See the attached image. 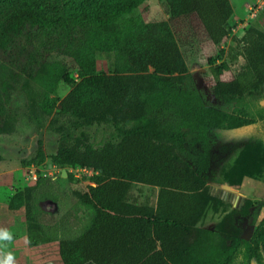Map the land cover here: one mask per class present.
I'll use <instances>...</instances> for the list:
<instances>
[{
    "label": "trees",
    "instance_id": "1",
    "mask_svg": "<svg viewBox=\"0 0 264 264\" xmlns=\"http://www.w3.org/2000/svg\"><path fill=\"white\" fill-rule=\"evenodd\" d=\"M141 2L0 0V47L26 27L66 36L86 31L89 37L91 33L101 37L106 26ZM167 4L172 17L186 19L193 32L204 33L212 43L220 45L230 37L236 42L232 58L242 56L245 65L232 79L221 78L229 68L226 61L218 64L217 57L209 58L216 79L214 92L229 105H211L198 89L186 85L188 64L168 25H145L136 37L125 34L117 45L122 64L109 72L97 68L94 55H84L78 80L59 64L34 75L41 88L35 99L44 100L48 110L37 103L31 110L41 125L51 117L49 127L60 134L52 160L91 169L92 180L110 188L106 203L87 197L83 189L77 191L74 207L61 209L60 217L47 223V230L59 240H90L105 211L137 213L129 194L134 183H142L156 186L158 198L153 217L126 244L125 254L135 264H252L254 260L264 264V216L250 238L228 231L230 206L211 193L208 164L210 128L237 129L264 122V30L250 24L241 37L233 35L231 0H167ZM62 81L73 87L62 98L50 96ZM96 123L117 126L111 139L98 146L83 130ZM198 143L204 151H191L190 146ZM46 158L40 149L34 163L42 164ZM263 165L264 143L254 138L225 181L236 186L245 176L260 178ZM56 182V175L40 176L24 192L28 220L46 214L41 204L45 199L59 201L62 207ZM210 211L228 213L210 228L205 223Z\"/></svg>",
    "mask_w": 264,
    "mask_h": 264
},
{
    "label": "rangeland",
    "instance_id": "2",
    "mask_svg": "<svg viewBox=\"0 0 264 264\" xmlns=\"http://www.w3.org/2000/svg\"><path fill=\"white\" fill-rule=\"evenodd\" d=\"M231 2L235 10L233 35L241 37L245 27L250 24L264 30V0ZM148 24L168 25L171 28L188 64L186 85L189 83L198 89L207 103L226 108L229 105L226 99L214 92L216 79L209 58L217 57L218 64L226 61L229 68L221 78L232 79L245 65L242 56L232 58L234 50L231 47L236 42L230 37L216 45L204 33L193 32L186 19L171 16L167 0H142L131 13L106 26L101 37L94 33L89 37L86 31L77 36H66L61 31L47 33L26 27L6 47H0V228H7L13 233L14 238L7 244L6 250L14 254L16 264H124L116 241L126 231L146 224L153 217L158 188L134 183L129 195L132 202L137 204L135 217L115 218L114 225L109 223L113 217L105 211L92 239H57L46 225L60 217L61 209L74 207L77 191L83 189L87 197L106 203L110 188L107 183L96 184L92 180L94 171L91 169L56 164L52 156L57 152L60 134L49 127L51 117L41 125L42 120L31 110L32 107L36 109L34 103L43 111L48 110L44 100L35 99L41 88L34 75L47 73L50 65L59 64L78 80L79 61L84 55H94L97 68L109 72L122 64L120 47L117 45L123 41L124 35L136 37ZM72 87L62 81L57 93L50 96L62 98ZM116 129L117 126L100 123L83 128L96 146L110 140ZM208 133L210 191L230 206L226 229L250 238L264 216V165L260 178L245 176L236 186L225 180L230 177L239 154L252 139L258 138L264 143V122L237 129L210 128ZM40 149L44 150L47 158L42 164H35L34 159ZM190 150L195 153L204 151L199 143L190 146ZM64 169L67 171L66 178L62 177ZM52 175L57 176L56 189L62 207L59 208V201L45 199L41 204L46 214L40 220H28L24 192L34 186L40 176ZM138 195L141 198L138 199ZM49 201L55 207L51 203L47 210ZM242 211L246 214H242ZM228 212L210 211L205 218L206 225L213 228ZM255 213L258 214L256 217ZM104 220L106 228L102 225ZM107 231L116 241L105 239ZM154 248L155 245L151 246L148 252ZM252 264L258 262L254 260Z\"/></svg>",
    "mask_w": 264,
    "mask_h": 264
},
{
    "label": "crops",
    "instance_id": "3",
    "mask_svg": "<svg viewBox=\"0 0 264 264\" xmlns=\"http://www.w3.org/2000/svg\"><path fill=\"white\" fill-rule=\"evenodd\" d=\"M157 194H158V191H157ZM143 197V196H142ZM137 198L139 199V198H141V196L140 195H138L137 196ZM136 198V199H137ZM135 202V201H134ZM155 202H157V199H156V201ZM110 215H108V216H112L113 218H110L111 219V221H109V223L111 222V224H114L115 225V218H118L119 219V217H126V218H132V217H135V215H136V213H132V214H122L121 212H120V210H118V211H116V212H113V213H109ZM107 216V217H108ZM134 221V220H133ZM106 221L104 220L103 221V223H102V225H103V228H106ZM141 226H143V225H141ZM140 226V227H141ZM140 227H137V228H140ZM137 228H134L133 230H130V232L129 231H126V233H125V235L122 237V238H119V239H117V240H119V241H116V239L113 237V235H112V233H110V231H107L106 233H105V239L106 240H115L117 243H118V246H120V254H121V256L123 257V259L122 260H124L123 261V263L124 264H135L129 257H127V255L125 254V250H126V244H127V242H128V239H129V237L132 235V233L137 229ZM104 232V231H103ZM118 237H119V235H117ZM121 262V261H120Z\"/></svg>",
    "mask_w": 264,
    "mask_h": 264
},
{
    "label": "clouds",
    "instance_id": "4",
    "mask_svg": "<svg viewBox=\"0 0 264 264\" xmlns=\"http://www.w3.org/2000/svg\"><path fill=\"white\" fill-rule=\"evenodd\" d=\"M13 233L7 228H0V264H16L15 256L7 251V244L13 240Z\"/></svg>",
    "mask_w": 264,
    "mask_h": 264
},
{
    "label": "water",
    "instance_id": "5",
    "mask_svg": "<svg viewBox=\"0 0 264 264\" xmlns=\"http://www.w3.org/2000/svg\"><path fill=\"white\" fill-rule=\"evenodd\" d=\"M62 177L63 178H66L67 177V171H66V169H64L63 170V172H62ZM53 204V206L55 207V204L52 202V201H49L48 203H47V205H46V209L48 210L49 209V204Z\"/></svg>",
    "mask_w": 264,
    "mask_h": 264
}]
</instances>
